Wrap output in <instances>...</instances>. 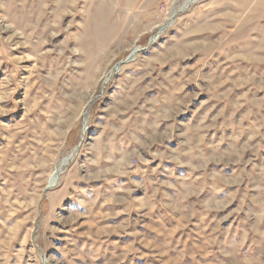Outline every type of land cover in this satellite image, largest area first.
Returning a JSON list of instances; mask_svg holds the SVG:
<instances>
[{
    "label": "rangeland",
    "instance_id": "1",
    "mask_svg": "<svg viewBox=\"0 0 264 264\" xmlns=\"http://www.w3.org/2000/svg\"><path fill=\"white\" fill-rule=\"evenodd\" d=\"M186 2L0 0V264L107 201L176 231L134 264H264V0Z\"/></svg>",
    "mask_w": 264,
    "mask_h": 264
},
{
    "label": "crops",
    "instance_id": "2",
    "mask_svg": "<svg viewBox=\"0 0 264 264\" xmlns=\"http://www.w3.org/2000/svg\"><path fill=\"white\" fill-rule=\"evenodd\" d=\"M106 204H108V208L101 209L103 216L99 218L97 215L98 218L95 220L97 222L95 226H97L98 230H101L100 232L86 229L85 231L76 230L70 234H59L61 242L73 243L72 251H74L72 254L62 253L60 257L58 256L57 260L60 264H134L130 260L132 257L144 258L148 256V251H151L146 248L149 247L147 242L170 241V238L167 237L170 235L169 232L174 234L176 232L171 225L172 223L168 225L162 224L155 219L149 218V216L145 219L147 222L138 224L137 219H135L132 225L129 218L120 216V211L117 212L115 210L116 207H120L117 202L107 201ZM115 205L116 207H114ZM132 205L135 206L136 204L131 201L126 208L132 210ZM136 207L138 208L137 205ZM137 208L135 211L138 210ZM105 213L107 214L104 215ZM126 235L128 237L125 248H130L131 245L129 244L134 243V241L137 242L138 239L144 243L142 246H144L143 251L145 252L142 255H136L131 248L128 252L123 251L122 243Z\"/></svg>",
    "mask_w": 264,
    "mask_h": 264
},
{
    "label": "bare ground",
    "instance_id": "3",
    "mask_svg": "<svg viewBox=\"0 0 264 264\" xmlns=\"http://www.w3.org/2000/svg\"><path fill=\"white\" fill-rule=\"evenodd\" d=\"M193 1H195V0H187L186 5H187L188 3L193 2ZM67 161H68V157L64 158V159L61 161L60 166H58V168L55 170L54 175H56V171H57L59 168H61L62 166L66 165V164L68 163ZM54 182H55V181H52V184H53Z\"/></svg>",
    "mask_w": 264,
    "mask_h": 264
},
{
    "label": "water",
    "instance_id": "4",
    "mask_svg": "<svg viewBox=\"0 0 264 264\" xmlns=\"http://www.w3.org/2000/svg\"><path fill=\"white\" fill-rule=\"evenodd\" d=\"M133 56H134V52H131V53L127 56V58H126L125 60L128 61V60L132 59ZM76 148H77V147H76ZM54 173H55V172H54ZM52 186H53V185H48L47 188H50V187H52Z\"/></svg>",
    "mask_w": 264,
    "mask_h": 264
}]
</instances>
